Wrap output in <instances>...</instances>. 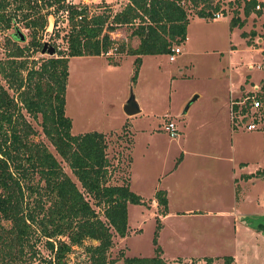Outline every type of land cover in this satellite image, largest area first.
<instances>
[{"label": "rangeland", "instance_id": "obj_1", "mask_svg": "<svg viewBox=\"0 0 264 264\" xmlns=\"http://www.w3.org/2000/svg\"><path fill=\"white\" fill-rule=\"evenodd\" d=\"M97 1L100 3H87L91 12L101 11L104 5H110L113 10L118 11L126 0ZM118 3L120 5H117ZM95 5L102 7L101 10H97ZM181 6L188 15L195 14L196 8L189 11L191 8L186 0ZM230 6L234 7L233 2H229ZM263 8L260 7L261 12ZM103 11L109 13L111 9L106 7ZM226 17H219L215 21H203L191 17L186 30L187 37L179 45L180 52L174 54L173 60H168V54L145 55L139 77L132 84L129 80L134 57L112 48L120 43L132 46L133 40L137 38L130 35L133 25L117 26L109 34L113 40V47L107 53L68 58L69 78L67 75L64 113L72 123L70 132L78 134L96 131L105 134L108 140L107 154L112 157L108 183L120 184L121 181H128L129 177L132 183L136 171L137 182L134 185L139 186L137 188L145 194V198L154 196L152 194L158 186L165 184L170 178V174L163 176L161 173L175 160V155L179 152L177 150L178 136H180L183 138L181 144L185 149H189L190 146L211 154L216 150L220 152L219 159L213 160V164L204 162L202 164L203 170H205L204 166L207 168L211 166V176L202 173V179L191 180L197 187L200 181L213 183L212 189L208 191L205 189L212 194L217 192L216 201L210 206L228 210L239 208L240 205L237 206L234 195L231 197V191L235 186L237 198L239 196L237 186L240 185L241 194L245 196L241 207L248 209L255 207L259 210L264 208V180L260 174H254L257 170L264 172V160H262L264 159V127L262 130H246L243 125L233 128L229 120V101L233 98L229 97L227 102L225 95L232 71L227 65L230 64L233 56L234 60L240 59L239 61L247 56L243 39L239 35V32L246 27H233L234 29L230 31L227 28ZM46 19L47 24L42 32L41 41L47 42L56 50H64L65 33L68 29L64 12L58 11L49 20L48 17ZM245 21L248 30L256 27L254 33L248 36L250 43L264 47V13L261 18L252 16ZM16 30L21 32L22 40L17 37ZM28 34V30L22 28L20 24L17 28L1 31L0 58L4 57L5 38L13 40L18 45H25L29 40ZM256 37H260L259 43L256 42ZM136 42L135 40L134 46L137 45ZM231 45L234 46L235 53H228ZM55 56L56 53L53 54V57ZM47 57L50 56L37 50L28 59H33L37 65ZM29 65L31 62H28ZM262 65L251 63L246 64L245 67L242 63L240 68L243 71L245 68H260ZM258 75L264 78V67L260 68ZM129 87L134 94L139 113L125 117L122 104ZM9 93L12 94L11 91ZM194 94L197 97L190 101L186 112L182 114L185 104ZM23 114L38 132L32 136L33 141L44 142L52 151V147L40 131L38 125L40 118L33 121L24 111ZM166 119L172 120L175 128L180 130L177 137H170L164 129ZM201 121L206 122L204 125L206 130L202 132V137H199L201 133L198 125ZM124 123L125 129L122 126ZM150 129L152 133L148 134ZM144 134L148 137L143 136ZM224 157L226 158L223 161ZM227 157L232 158V161ZM240 161L245 162V170L239 168ZM59 162L63 171L72 177L65 163L61 160ZM231 166L234 167L235 172L231 170ZM244 171L252 172L251 180L248 182L239 178V174ZM233 174L235 179L233 177L232 180ZM185 183L188 182L185 180ZM184 186L187 187L188 184ZM207 192L206 195H212ZM190 206L194 207V204ZM127 207L129 212L127 226L130 227V231L124 237L112 232V243L106 251L107 259L113 260L112 264H122L120 254L144 257L153 254L151 239L156 213L140 204H128ZM98 214L100 215V212ZM232 219L233 216L186 217L179 220L180 222L178 219L177 221L172 219L170 225L173 232L169 229L168 234L171 236L172 233L173 236L169 238L164 231L157 244L161 246L164 258L169 259L166 261L167 264H195L198 259H200L198 264H206L204 258L208 255H219L214 259L209 257L211 259L209 264H225L224 257L232 252L233 239L242 236L241 232L236 233L237 227L233 228L234 224L236 226L237 224L233 223ZM1 223L5 227L8 226L7 222ZM135 228L139 230L136 231ZM43 240L40 238L34 241L35 256L32 259H28L29 251L25 249V254L21 257L23 262L21 260L16 264H45L50 252L43 246ZM240 240L244 239L240 237ZM89 243L92 242L84 240L82 246L73 247L72 252L67 255L69 264L86 261L87 253L84 245ZM243 245L247 246V244ZM182 257L186 261H183Z\"/></svg>", "mask_w": 264, "mask_h": 264}, {"label": "trees", "instance_id": "obj_2", "mask_svg": "<svg viewBox=\"0 0 264 264\" xmlns=\"http://www.w3.org/2000/svg\"><path fill=\"white\" fill-rule=\"evenodd\" d=\"M186 1L196 8L199 17H208L221 7L219 0ZM239 1L243 2L244 16L251 10L259 15L260 7H264L258 0ZM77 8L65 0H0V32L19 24L29 32L25 45L5 38V53L0 58V264L23 262L25 249L32 259L34 241L40 238L50 252L45 264H69L67 255L84 240L96 243L84 245L86 261L76 264H112L113 260L106 257L112 232L119 237L128 234L127 205L144 203L126 180L108 183L112 157L107 154L104 133L71 134V120L64 113L67 62L69 57L106 52L113 44L109 32L120 25L136 24L131 34L137 36L138 44L132 47L120 43L116 47L117 52L134 57L132 84L141 55L170 54L172 47L184 42L187 13L179 0H129L113 14L102 11L87 15L83 7ZM58 11L65 13L68 23L66 46L64 50L55 49V57L36 65L28 58L42 47L46 18ZM235 14L229 20L230 28L243 25V19ZM23 111L33 121L40 118V131L52 151L44 142L33 141L32 136L38 132ZM122 126L125 129V123ZM60 160L72 177L63 171ZM154 197L158 212L164 214L165 192L156 190ZM154 222L153 254H120L122 264H167L157 244V217ZM231 261V257H224L225 264ZM204 262L209 264L211 259L205 257Z\"/></svg>", "mask_w": 264, "mask_h": 264}, {"label": "crops", "instance_id": "obj_3", "mask_svg": "<svg viewBox=\"0 0 264 264\" xmlns=\"http://www.w3.org/2000/svg\"><path fill=\"white\" fill-rule=\"evenodd\" d=\"M237 1H239V0H231L230 1V2H233L234 7H231V15L229 16V18L226 17V23H227V28L230 31L234 29L233 27H236V28H241V27L245 28L246 27V29H242L239 32V35L243 39L242 41H243L244 46L246 47L245 52L247 53V56L244 60H241V61H239L240 59H236V58H235L236 60H234V56H233L232 57L233 59L231 60L230 64L227 65L228 67H230L232 69V71H231V77H229V80H228V88L225 92V95L227 97L226 101L228 102L229 97L233 98L234 100H240L246 93L253 92L255 94V96L261 102L264 103V78L262 76L258 75L260 68L264 67V47L263 46L262 47L257 46V45L254 46V45H252V43H250L248 36H250L254 33L253 30H255L256 27H253V29L248 30V28L246 26L247 22L245 21L249 18H252V16L255 18L263 17L264 8L262 9V12L259 15L255 14L254 10H251L248 15L244 16V14H243V2L239 1V4H238ZM261 2H264V1H261ZM190 8L191 9L189 11H192L193 8L192 7H190ZM192 14L193 15L187 14L188 22H189V20H191V17H193L194 19L203 20V21H208V20L215 21V20H217V19L211 18V15L208 17H199L194 13H192ZM233 14H235V16L238 17L240 20L243 19V25L241 27L233 26L230 28L228 23H229V20ZM135 25L136 24H134L133 26H135ZM187 25H188V23H187ZM186 30H187V26H186ZM241 33H244L243 34L244 36ZM130 35L135 36V35H132L131 32H130ZM135 37H137V36H135ZM135 40L137 42H139L138 38L134 39L132 42V47H135L134 46ZM260 40H261L260 37H256V42L259 43ZM246 41H248L250 44H248ZM124 44H127V43H124ZM127 45H129V44H127ZM230 48L231 49L228 50V53H230V52L235 53V50H233L234 46L231 45ZM120 53H125V52H120ZM125 55H128V54L125 53ZM125 55H123V56H125ZM144 56L145 55H141V64L143 62ZM79 57H81V56H79ZM68 63H69V61H68ZM242 63L245 64V67H246V64H251V63L252 64L257 63V64H263V65L260 66V68H256V67H255L256 69L254 67H252L251 69L245 68V70L242 71V69L240 68ZM141 64L139 66L136 79H137V77H139ZM68 78H69V75H68ZM68 78H67V80H68ZM66 90H67V83H66L65 92H66ZM124 97L125 98H123V99L125 100L127 96L124 95ZM124 100H123V102H124ZM227 102H226V105H228ZM185 112H186V110L182 111L181 113L183 114ZM132 116L125 115V117H132ZM166 121L173 122L172 120H169V119H166ZM205 124H206L205 121H201L198 125V130L201 133L199 135V137H202V132H204L206 130L204 128ZM71 127H72V123H71ZM70 131H71V129H70ZM141 131H143V130H141ZM151 133L152 132L150 129L148 134H151ZM179 133H180V130L176 127V135L174 137H177ZM143 136L148 137L147 134H144ZM231 136H232V134H231ZM231 136H230V144H229L230 149L232 147ZM178 137H179V139H178L179 144H178V150L177 151H179V152L175 155V160H173L172 165L170 167H167L161 173V174H163V176L170 174V178H168L166 180L165 184L163 183L161 186L159 185L158 189H156V190L160 189V190H163L165 192L166 210H165L164 214H160L158 212V206H157V202H156V199L154 196L145 198L146 197L145 194L142 191L138 190L137 187H139V186L134 185L137 182L136 176H135L136 171H134V174H133V176L135 177V178L133 177V182L131 183V181L129 180L130 177L127 181L129 184V189L134 194L138 195L140 197L141 201L144 202L143 204H140V205L146 206L147 208H151L156 213L155 216L158 218L159 223H160V228H159L158 234H157V241H159V238L162 237V233H164V231H166L167 234H168L169 229H170V231L173 232V229L171 228L172 226L170 225V222L172 219L176 220V221L178 219V221L179 220L181 221L182 218L184 219L186 217L199 218V217H214V216H220V217L233 216L232 222L237 224V226L234 224L233 228L237 227L238 231L236 233L241 232L242 236H239V237L233 239V245L234 246L232 248V252L227 255V256H230L232 258L231 264H264V208L259 210L258 208H255V207L252 209L244 208V206L241 207L242 202L245 201V196L243 193L241 194L242 188L240 185L237 186L239 189V196L237 198H236V193H235L236 192L235 186H234L233 190L231 191V197L234 195V200H237V206L240 205L239 208L236 209L234 207L233 209L228 210L227 208L226 209H219V208H214V207L210 206V204L214 203L216 201V198H217L216 197L217 192L215 194L207 192L209 189H212L214 187L212 185L213 183L200 181L199 183H197V185H199V187H197V186L193 185L194 182H191V180L194 178H201L202 179L203 178L201 175L202 173L206 176H211L212 175V170H210L211 166L209 168L204 166L205 170H203L202 164H203V162L208 163L209 165L211 163L213 164V160L219 159L220 152H218L216 150L215 153L211 154L207 151L200 150L199 148H195V149L191 148L190 146H188L189 149H185L181 144V141H183V138L180 136H178ZM225 158L226 157H224L222 160L224 161ZM227 159H230V161H232L231 160L232 158H230V157H227ZM262 160H264V159H262ZM239 165H241V167H239V168H241V170H245V162L244 161H240ZM231 170H233L235 172V169L232 166H231ZM248 174H249V176H246ZM258 174H261V173H257V175ZM239 175H240V177H239L240 179H242L244 182H248L249 180H251L252 172L247 173L244 171V172H241ZM160 176H162V175H160ZM260 176L262 177V180H264V174L263 175L261 174ZM233 177L235 179L234 174L232 176V180H233ZM185 180L188 183H185ZM233 183H234V181H233ZM184 184H188V186L185 187ZM205 189H207V191H205ZM206 192L208 194H212V195H210V196L206 195ZM152 195H154V193ZM146 200H147V202H146ZM190 204H194V207L190 206ZM128 215H129V212H128V207H127V219H128ZM138 230L139 229H136V231H138ZM129 231H130V227L128 226V232ZM233 233H235V231ZM170 234H171V236H169V234H168L169 238H171L173 236L172 233H170ZM240 237H242V239H244V240L241 241ZM180 238H183V237L180 236ZM243 244H247V246L245 247V245H243ZM161 253H162L163 259L165 261H167V260L169 261L168 258L167 259L164 258L165 255L163 253L162 248H161ZM218 256L219 255H208V257H210L212 259H214V257H218ZM178 257H180V256H178ZM182 260L186 261L183 257H182ZM254 261H256V262H254ZM199 262H200V259L196 260L195 264H198Z\"/></svg>", "mask_w": 264, "mask_h": 264}, {"label": "built area", "instance_id": "obj_4", "mask_svg": "<svg viewBox=\"0 0 264 264\" xmlns=\"http://www.w3.org/2000/svg\"><path fill=\"white\" fill-rule=\"evenodd\" d=\"M214 1L217 2L218 0H214ZM221 1H220L221 7L219 9L211 12V18L217 19L219 17H226V16L231 15V6L229 7V2L231 0H221ZM83 2H86V3H83ZM89 2H94V4L100 3L97 0H83V1L65 0L66 4L75 5L78 7L77 9H79L80 7H83L85 9V14H87V15L100 13L106 7H109V9H111V11H109L110 14H113L116 12L115 11L116 9L113 10L111 8L112 6H110V5H107V6L104 5L103 8L102 7H96V5H95V8H97V10H101V8H102V10L97 11V12H91L88 8V5H87V3H89ZM119 2H120V0H119ZM128 2H129V0H126L123 3V6ZM184 2H185V0H179V4H181V5H183ZM117 5H120V4L118 3ZM188 5H189V7H191L189 3H188ZM257 8H259L258 5H255V9H257ZM50 17H51V15L48 16V20L50 19ZM77 18H79V16ZM48 24H49V22H48ZM108 34H110V32ZM111 47H113V44ZM112 49L116 50V47H113ZM107 51L104 53H107ZM179 51H180V48L178 45L172 47L171 53L168 54V60L172 61L174 54L178 53ZM101 54H103V53H101ZM229 120H230V125H232L233 128H237V126L243 125L246 130H254V129H261L262 130L264 127V103L261 102L255 96V94L253 92L246 93L240 100L231 99L229 101ZM164 129L167 131V133L170 137H174L176 135V128H175V125L173 122L166 121V124L164 125Z\"/></svg>", "mask_w": 264, "mask_h": 264}, {"label": "water", "instance_id": "obj_5", "mask_svg": "<svg viewBox=\"0 0 264 264\" xmlns=\"http://www.w3.org/2000/svg\"><path fill=\"white\" fill-rule=\"evenodd\" d=\"M15 33H16V35L18 36V38L20 40L23 39V36H22V34H21V32L19 30H16ZM40 52L41 53H46L49 56H52L54 54V47L49 45L47 42L44 41L43 44H42V47L40 49ZM195 97H196V95L194 94L190 98V100L185 104V106H184L182 111H185L187 109L190 101L194 100ZM122 111L127 116H132V115H135V114H137L139 112V108H138L137 102L135 101L134 94L132 92L131 87H129V91H128L127 97H126L125 101L122 104ZM91 242L92 243H96V240H91Z\"/></svg>", "mask_w": 264, "mask_h": 264}]
</instances>
